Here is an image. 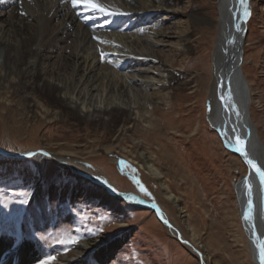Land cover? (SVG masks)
Returning a JSON list of instances; mask_svg holds the SVG:
<instances>
[{"label":"rangeland","instance_id":"374dc122","mask_svg":"<svg viewBox=\"0 0 264 264\" xmlns=\"http://www.w3.org/2000/svg\"><path fill=\"white\" fill-rule=\"evenodd\" d=\"M251 6L241 65L251 88L250 116L264 143V0H252ZM216 7V0H178L175 13L167 10L163 15L167 17L163 24L173 38L159 37L163 41H158V48L163 60L179 70L187 82L173 91L168 105L151 108L158 124L154 130L145 132L124 116L112 123L106 119L93 122L90 113L77 118L47 93L41 98L45 106L37 109L42 113H37L28 99L10 92L8 102L0 100V148L17 154L34 150L69 153L118 191L153 201L190 240L185 233L186 217L179 218L176 207L160 192L159 182L137 163L143 148L154 152V164L164 176L161 181L179 198L197 231V240L209 254V264H255L233 188L245 165L228 154L231 152L207 118ZM191 14L204 15L213 24L194 23L186 16ZM177 24L185 27L183 34L176 29ZM179 36L188 42L184 54H177L170 44ZM122 126L130 128L123 131ZM110 145L114 150L103 152ZM112 154L121 158L119 164L111 160ZM122 170L139 175L140 184L151 195L142 192ZM104 195L102 188L76 176L50 156L37 162L32 156L1 154L0 199H26L29 203H12L8 208L0 205V241L9 239L12 246L30 243L39 257L31 264H39L49 255L55 257L51 264H81L77 260L78 243L92 238L100 241L91 250L85 249L82 258L87 264H97V251L112 238L120 237L127 244L109 264H201L166 230L155 212ZM73 235L80 240L70 245L66 238Z\"/></svg>","mask_w":264,"mask_h":264},{"label":"bare ground","instance_id":"6f19581e","mask_svg":"<svg viewBox=\"0 0 264 264\" xmlns=\"http://www.w3.org/2000/svg\"><path fill=\"white\" fill-rule=\"evenodd\" d=\"M177 1L118 0V3H115L113 0H100L111 11L127 15L96 14L84 23L77 17L69 0H0V100L8 102V94L11 92L23 96L25 101L28 99L32 102V104L28 102L29 105H33L37 113H42L37 109L41 110L45 106L41 98L47 93L77 118L90 113L93 122L98 123L106 119L112 123L118 117L124 116L130 123L139 124L145 132L154 130L158 124L156 118L154 117L155 120L153 118L155 111L151 108L168 105L173 91L183 87L187 82L179 70L172 69L163 60V52L158 48V41H163L159 40V37L173 38L169 36L172 32L163 24L167 18L163 15L168 12L167 10L175 13L173 8ZM251 2L252 0H247L250 14ZM216 5L218 19L210 61L212 82L207 101L208 118L225 148L231 152L228 154L235 158L236 162L241 160L245 165L244 174L233 183V188L236 192L241 222L246 231L250 256L255 264H260L257 242L264 240V186L260 184L259 176L247 164L244 156L236 152L233 146L234 137L240 136L245 141V150L249 158L264 167V143L250 116L251 88L241 65L246 34L241 46L240 72H235L233 65L236 59L233 56H237L238 40H232V36L237 34V39L240 38L236 25L240 19L241 6L238 0H216ZM186 16L194 23L213 24L209 18L201 14ZM4 17L6 18L3 19ZM249 17H246V24ZM28 19L31 22H28ZM176 29L181 34L185 32V27H180L179 24L176 25ZM180 37L170 44L176 48L177 54H184L188 50V42L186 38ZM102 53L105 55L102 56ZM246 109L253 126L249 135L244 128L247 124ZM103 115L108 117L105 118ZM129 128L124 126L123 131H128ZM143 149L138 152L139 167L159 182L160 192L176 207L179 218L186 217L185 233L190 240L181 235L180 230L153 201L146 202L155 206L160 218L163 217L164 222L167 221L160 222L171 235L178 239L180 237L179 241L198 257L201 264H209V254L205 246L197 240V231L187 219L186 211L179 204V198L170 190L167 183L161 181L164 176L154 164L155 153ZM102 150L110 153L114 149L110 145ZM46 151L27 152L38 153L32 157L39 162L44 157L39 153ZM62 152L48 153L60 166L69 168L76 176L80 173L88 174L93 181L102 184L89 182L102 189L107 183L112 185L104 176L81 166L69 153ZM170 154L174 155L171 151ZM120 159L119 156L112 154V161L119 164ZM122 172L131 176L138 184L139 175L129 174L124 170ZM246 178L247 183L252 186L253 208L250 221L243 218L249 199ZM113 191L116 192V189L113 188ZM104 194L107 199L117 201L105 192ZM121 194L131 203L145 201L135 193ZM131 196L138 198L132 200ZM125 240L120 237L103 242L105 245L97 251V264H109L108 262L125 248L127 244ZM98 241L100 240L92 238L78 243L77 260L81 261V264H87V259L82 258L85 249L91 250ZM38 258L36 251L28 242L12 246L9 239L4 238L0 241V264H31Z\"/></svg>","mask_w":264,"mask_h":264},{"label":"snow or ice","instance_id":"6c2138e0","mask_svg":"<svg viewBox=\"0 0 264 264\" xmlns=\"http://www.w3.org/2000/svg\"><path fill=\"white\" fill-rule=\"evenodd\" d=\"M69 2L72 6V9L76 13L77 17L82 19L84 23H87L88 20L93 18V16L96 14H99L101 16L127 15L126 13L111 11L109 9V7L107 5L101 3L100 0H69ZM238 3L242 9V17L250 16V10L247 7V0H238ZM236 27H237V29H239L238 24L236 25ZM103 55H105V54L102 53V56ZM222 99H223V97H222ZM229 99H231L230 96H229ZM237 115H239L238 112H237ZM233 146H234V149L236 152H239L244 156L247 164L250 165L252 167V169H254L255 174H257L259 176L260 184L262 186H264V167L259 166L257 161L249 158V154L245 150L244 139H242L238 135L235 136ZM25 155L31 157V156L38 155V153L26 152ZM39 155L49 156L50 153L41 152V153H39ZM137 183H138L140 190L142 192H144L147 195H151V193H148V190L146 188H144V186L142 184H139V181H137ZM245 183H246V186L248 189L249 199L247 202V209L243 213V218L246 221H250V220H252V214L251 213H252V208H253V202L251 200V188H252V186H251V184L247 183V178L245 180ZM131 199L136 200L137 197L133 196V197H131ZM140 202H142V201H140ZM12 203L27 204V203H29V201L26 199L15 200L12 198H9L7 201L0 199V205H2L5 208H8L10 206V204H12ZM161 218H163V217H161ZM165 223H167V221H165ZM66 239H67L68 244L75 245L76 243L79 242L80 237L73 235V236L67 237ZM58 242L64 244L66 241L65 240H59ZM257 247L259 249L260 264H264V240L258 241ZM65 250H67V249H65ZM54 259H55V257L49 255V256H46L44 259L40 260L39 264H51V261H53Z\"/></svg>","mask_w":264,"mask_h":264},{"label":"water","instance_id":"95a60500","mask_svg":"<svg viewBox=\"0 0 264 264\" xmlns=\"http://www.w3.org/2000/svg\"><path fill=\"white\" fill-rule=\"evenodd\" d=\"M246 17H242V9H241V13H240V19L238 20V25H239V29H237V32H239V39H237V34H235L234 36H232V40L234 39V40H238V43H237V48H236V53H237V56L235 57V56H233L234 57V59H236V60H234V65H233V67H234V71L235 72H240V70H239V63H240V57H241V55H242V48H241V46H242V44H243V42H244V36H245V34H246V31H247V26H246ZM231 36V35H230ZM237 70V71H236ZM230 90V89H229ZM229 90H228V92H229ZM245 115H246V117H247V121H246V123L247 124H245L244 125V128L246 129V132H247V134L249 135V133H250V130L253 128V126H252V124H251V122H250V120H249V114H248V111H247V109H246V111H245ZM208 118V117H207ZM209 119V118H208ZM1 150H2V155H7V156H18V157H29V156H27V155H25V154H10V153H8L7 151H5L4 149H2V148H0ZM36 151H41V150H35V152ZM242 155V154H241ZM82 174L80 173L79 174V176L78 177H82L83 179H85V180H88V181H91V182H93L94 184H96V185H101L102 183H100V182H95V181H93L92 180V178H91V176L90 175H88V174H83L82 176H81ZM103 190L105 191V193L108 195V196H110L111 198H114V199H116V200H124V201H126L125 199V197L121 194L122 192L121 191H118V190H116V192H114L113 191V185H111V184H108L107 183V185H104L103 186ZM123 193H125V192H123ZM128 193V192H127ZM131 192H129V194H130ZM132 197V196H131ZM137 198H138V196H137ZM128 202V201H127ZM133 202V204H136V205H138V206H140L141 208H144V209H147V210H155V212H156V215H157V218L161 221V222H164V220L162 219V218H160V215H159V213L157 212V209H156V207L155 206H153V205H151V204H149L148 202H146V201H142V202H136V201H132ZM165 223V222H164ZM179 239H180V237H179Z\"/></svg>","mask_w":264,"mask_h":264},{"label":"crops","instance_id":"0c3cea01","mask_svg":"<svg viewBox=\"0 0 264 264\" xmlns=\"http://www.w3.org/2000/svg\"><path fill=\"white\" fill-rule=\"evenodd\" d=\"M122 250V249H121Z\"/></svg>","mask_w":264,"mask_h":264}]
</instances>
